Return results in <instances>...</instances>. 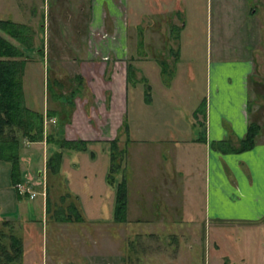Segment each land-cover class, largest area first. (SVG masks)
<instances>
[{"label":"rangeland","instance_id":"rangeland-1","mask_svg":"<svg viewBox=\"0 0 264 264\" xmlns=\"http://www.w3.org/2000/svg\"><path fill=\"white\" fill-rule=\"evenodd\" d=\"M4 15L29 23L35 30L34 45L25 49L29 58L24 73L26 101L32 107L43 110L60 106L57 96L48 92L51 73L62 78L67 94L77 86L74 75L82 73L84 80L76 98L80 111L86 112V103L92 117L102 115L110 88L118 80L123 90L128 63L135 64L136 75L129 80L126 95L117 101L125 104V122L119 129L115 127L119 149L127 148L132 217L149 214L155 199L180 197L178 187L183 184L173 168V159L166 160L165 178L171 180L163 183L155 173L156 167L164 168L160 167L165 161L160 157L162 145L167 150L164 144H156L155 138H170L171 144L175 140L183 150L190 146L193 134L188 133L187 126L189 119L197 118L192 109L207 96L209 69L216 61H252L248 116L262 124L260 139L264 141V0H0V16ZM70 104L65 103V108ZM45 123L49 131L53 122L47 117ZM68 130H73L71 124ZM86 143L85 150H65L63 175L47 168L44 149L48 153L52 146L23 140V173L26 179L37 183L35 200L29 207L17 200L10 163L0 159V236L1 230L8 235L13 229L23 237L22 264H60L63 246L71 248L67 231L62 232L77 224L57 221L66 209L63 204L67 202L63 201L74 197L68 194L69 189H76L84 198L91 196L96 202V215H102L104 204L106 209L111 205L117 179L107 180L109 144L97 139ZM105 181L107 189L102 188ZM192 184L195 198L201 197L199 181ZM41 189L46 196L40 193ZM46 197H50L51 204L46 209L45 202L43 210L40 203ZM27 207L30 220L20 212ZM4 219L11 223L3 224ZM132 226L139 228L136 222ZM127 227L130 229L131 225ZM101 229L97 225V239ZM7 235L2 236V241L9 243ZM61 237H65L63 245ZM260 249H254V264L264 262Z\"/></svg>","mask_w":264,"mask_h":264},{"label":"crops","instance_id":"crops-1","mask_svg":"<svg viewBox=\"0 0 264 264\" xmlns=\"http://www.w3.org/2000/svg\"><path fill=\"white\" fill-rule=\"evenodd\" d=\"M251 11H254L253 7ZM252 65L250 60H238L237 63L220 60L210 66L206 116L202 118L205 125H201V118L189 119L188 133L193 136L188 148L183 150L182 144H176L175 140L171 144L170 138L167 141L164 137L155 138L156 144H164L167 149L162 145L160 157L165 161L160 167L164 168L156 167L155 173L163 183L168 181L166 179L171 180L165 178L166 160L173 159V168L181 176L183 184L178 187L180 197L155 199L149 214L140 213L132 217L131 180L127 176V218L117 221L112 212L115 207L113 197L107 209L103 205L102 215H96L93 213L96 202L91 196L85 195L84 198L76 189H69L68 194L74 197L63 201L67 202L63 204L66 209L60 212L57 221H69L77 226L71 227L70 231L63 229L62 234L67 231L66 238L68 243L70 239L71 248L68 250L69 247L63 246L59 254L60 264H254L255 247L262 248L260 252L264 254V141L260 139L261 133L253 146L236 150L250 122L248 76ZM77 75L82 76L83 83L84 75L77 73L74 77ZM125 80L123 90L118 80L115 81V86L110 88L109 102L105 100L104 103L105 113L96 114V117L89 114L86 103L83 106L86 105L87 110L81 113L76 102L78 92L71 102L58 99L60 106L56 108L62 117L67 116L60 134L70 139L80 137L103 141L118 137L125 104L117 101L128 90L127 70ZM65 103L71 104L65 108ZM197 107L192 109V115H195ZM47 109L44 108L45 113ZM55 119L50 116L51 122ZM69 124L73 126L72 131L68 130ZM39 142L44 143V147L48 145L46 140ZM65 165L63 162L62 169ZM60 174L64 175V172ZM196 174H200L199 178L193 179ZM197 180L202 188L199 198H195V190L190 186ZM103 184L102 188L107 189L108 183L105 181ZM34 200L20 202L28 206ZM46 201L41 200L43 210ZM28 207L20 212L30 220ZM135 222L139 228H132ZM129 224L132 229L127 227ZM97 225H101L103 230L98 239ZM64 238L61 237L62 245ZM261 260L264 261V256Z\"/></svg>","mask_w":264,"mask_h":264},{"label":"trees","instance_id":"trees-1","mask_svg":"<svg viewBox=\"0 0 264 264\" xmlns=\"http://www.w3.org/2000/svg\"><path fill=\"white\" fill-rule=\"evenodd\" d=\"M0 29L2 30V32L0 31V159L10 163V179L17 200L25 201L27 199L31 200L35 196L31 197L28 191H20L17 185L26 181L21 163L23 140L34 142L46 140L47 144L52 146V152L49 150L46 164L48 170L50 169L53 173H60L62 163H66L65 150H85L87 149L86 142L88 140L80 137L70 139L60 134L67 116L62 117L60 110L56 107L47 109L45 113L44 109H38L27 104L24 73L29 56L25 49L30 48L35 43L34 27L29 23L17 21L4 15L0 16ZM7 35L15 39L17 43ZM136 70L135 64L129 62L127 66L128 82L136 75ZM75 79H78L77 86H73L67 94L63 90L65 84L62 78L51 73L47 83L48 92L62 101L64 99V101L71 102L78 92V88L82 87V76L77 75ZM148 87H150V84ZM206 106L207 102L204 98L195 109L197 118H200V115L205 118ZM50 116L56 117V121L50 125V129L47 131L45 120ZM199 120L202 122L201 125L204 126V120ZM123 122H125V119ZM261 130L262 124L259 121L250 120L248 130L245 136L240 139L236 150H244L253 146L257 142V136L261 133ZM106 142L109 144L110 151L107 180L113 182L114 179H117L115 194L112 195L115 199L113 215L115 220L124 221L127 218L128 208L127 148L122 147L119 149L118 137L109 139ZM91 153L93 156L95 155L94 150ZM68 166L71 167L69 161ZM46 198V209H49L51 200L50 197ZM2 223L10 224L11 222L4 219ZM1 234L0 264H22V256L25 252L23 237L14 232L13 229L8 235L1 230ZM3 235L10 238L9 243L2 241Z\"/></svg>","mask_w":264,"mask_h":264},{"label":"built area","instance_id":"built-area-1","mask_svg":"<svg viewBox=\"0 0 264 264\" xmlns=\"http://www.w3.org/2000/svg\"><path fill=\"white\" fill-rule=\"evenodd\" d=\"M35 184H37V183H34L32 180L26 179V181L20 182L17 185H18L20 191H28L30 193V196L34 197L35 196V187H34ZM40 193H42L44 196H46L45 190L41 189Z\"/></svg>","mask_w":264,"mask_h":264},{"label":"bare ground","instance_id":"bare-ground-1","mask_svg":"<svg viewBox=\"0 0 264 264\" xmlns=\"http://www.w3.org/2000/svg\"><path fill=\"white\" fill-rule=\"evenodd\" d=\"M45 162H46V159H45Z\"/></svg>","mask_w":264,"mask_h":264}]
</instances>
